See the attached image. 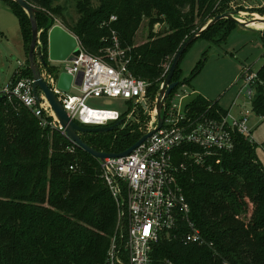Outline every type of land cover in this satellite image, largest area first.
Returning <instances> with one entry per match:
<instances>
[{"label": "trees", "instance_id": "1", "mask_svg": "<svg viewBox=\"0 0 264 264\" xmlns=\"http://www.w3.org/2000/svg\"><path fill=\"white\" fill-rule=\"evenodd\" d=\"M4 1L15 11L28 52V17L14 2ZM25 1L37 10V29L45 28L38 39L45 63L47 32L58 18L82 49L95 57H104L114 33L131 58L132 74L150 83L154 98L162 82V65L229 0H97L96 8L92 0H73L78 15L75 26L67 25L57 0ZM111 17L116 20L110 22ZM143 19L148 20V39L135 46ZM222 22H229V27L215 31ZM154 25H163L162 31L155 32ZM236 26L221 20L200 37L211 43L218 39L225 42ZM194 71L195 76L199 64ZM179 74L177 66L173 81L179 82ZM256 76V97L251 106L264 121V64ZM23 77H31L27 57L24 68L16 69L11 80ZM188 106L191 114L206 113L216 119L226 114L217 103L201 97ZM118 127L109 133L80 137L104 153L123 152L142 137L130 131L120 133ZM112 133L118 138L111 144ZM234 138L232 151L209 156L203 167L191 165L177 175L204 243L160 241L152 253V264H264V170L257 161L255 144L243 136ZM181 160L178 156L177 163ZM100 175L99 161L71 144L57 129L42 127L41 121L16 101L2 98L0 264H102L116 232L118 207Z\"/></svg>", "mask_w": 264, "mask_h": 264}, {"label": "built area", "instance_id": "2", "mask_svg": "<svg viewBox=\"0 0 264 264\" xmlns=\"http://www.w3.org/2000/svg\"><path fill=\"white\" fill-rule=\"evenodd\" d=\"M115 20V17L110 18V22ZM76 40L79 54L67 62L60 73L42 67L37 57L41 50L37 46L35 50L40 76L71 121L82 127H107L122 119L127 121L137 112L131 109L122 118L116 111L91 109L86 105L91 97L119 98L144 107L150 103L154 110L158 92L152 98L150 83L132 74L131 58L120 47L114 33L104 57L89 55ZM173 58L162 65L161 80ZM24 65L25 62H18L17 69H23ZM61 73L72 77L69 91L57 87ZM78 76L81 82L76 86L74 82ZM256 79V73L246 70L238 97L243 96L252 103ZM32 85V77L10 79L0 86V97L8 102L16 101L39 119L42 127L48 125L57 129L68 140L43 93L37 90L36 99ZM180 85L171 91L163 105V124L159 131L130 155L99 162L100 177L118 207L116 232L102 264H152V253L160 241L202 245L204 240L192 221L190 206L177 182V175L191 165L203 167L209 156L232 151L235 135L253 142L247 128L248 117L235 118L227 112L220 119L206 113L191 114L188 106L191 101L183 104L188 95L185 90L183 94L178 91ZM73 87H77V94L70 93ZM154 116V124L145 134L155 129ZM178 156L183 161L177 163Z\"/></svg>", "mask_w": 264, "mask_h": 264}, {"label": "rangeland", "instance_id": "3", "mask_svg": "<svg viewBox=\"0 0 264 264\" xmlns=\"http://www.w3.org/2000/svg\"><path fill=\"white\" fill-rule=\"evenodd\" d=\"M56 4L61 7L67 25L75 26L78 15L74 9V1L57 0ZM92 4V7L96 8L97 0H92ZM226 12H238L237 18L245 22L257 20L256 16L264 19V0H229L219 10L218 15ZM228 23L222 22L215 31L220 32L225 26L229 27ZM55 24H62L59 18L56 19ZM44 29L43 27L38 30V39L41 38ZM162 29L163 25H154L155 32H161ZM147 39L148 20L143 19L134 38V45L141 46L147 42ZM36 46L39 50L41 49L39 40ZM27 53L14 9L4 0H0V86L10 81L18 68V62L26 61ZM198 64L199 71L194 76V70ZM263 64L264 28L243 29L236 26L225 42L218 39L211 43L203 36L194 41L181 57L178 64L181 85L178 91L182 93L185 90L188 95L183 104L201 97L207 101L216 102L231 117H248L247 128L256 146V158L264 170V121L252 111L251 102L243 96L238 97L244 85L245 71L256 73ZM46 65L49 69L60 73L68 63L50 62L47 59ZM70 93L77 94V87H73ZM255 97L256 92L253 88V100ZM86 105L91 109L116 111L120 116H125L131 109H135L137 112L131 119L121 122L118 127L120 133L130 131L143 136L154 124L155 113L150 103L144 107L139 103L119 98L91 97L87 99ZM112 125L114 124L109 126ZM117 138V133L109 135L111 144L116 142Z\"/></svg>", "mask_w": 264, "mask_h": 264}, {"label": "water", "instance_id": "4", "mask_svg": "<svg viewBox=\"0 0 264 264\" xmlns=\"http://www.w3.org/2000/svg\"><path fill=\"white\" fill-rule=\"evenodd\" d=\"M14 2L18 7H20L28 17L30 22V29H31V40L28 48L27 53V62L31 72V77L33 79V94L36 99L37 97V90L41 91L46 98L53 114L58 121L60 127L64 130L65 136L69 142L75 145V147L79 148L92 158L96 159L99 162L107 158H122L130 155L134 150H136L139 146H141L144 142H146L150 137H152L157 131L162 128L163 124V117H162V110L163 105L170 95L171 91L175 89L177 86L180 85L178 81H173V75L178 66L182 55L187 50V48L199 38L203 32L208 30L210 27L214 26L217 22L221 20H228L243 29H251L254 28V24L257 23H264V19H254L248 22H244L237 18L239 15L238 12H226L220 15L215 16L210 21L203 24L200 28H198L194 33H192L181 45L180 49L174 55V58L171 62V65L168 69V72L165 78L162 80L156 102L154 112L156 115V127L155 129H151L146 134H144L136 143H134L131 147L127 150L120 152V153H104L100 151H96L86 143L81 140V134H102V133H109L114 131L118 126H120L122 121L116 122L112 126L108 127H82L71 121L64 109L62 108L60 102L51 92V88L48 87L45 82L43 81L42 77L40 76L39 66L36 59V45L38 41V29L36 24V12L37 10L29 5L25 0H11ZM79 50L77 48V40L76 38L68 33L65 29L60 26L52 27L48 32V51H47V59L50 62H71L74 57L78 56ZM38 60L42 67L46 68L47 65L42 57L41 53L37 54ZM81 82V76H78L75 79V85L79 86ZM72 83V77L67 75L66 73H61L58 77L57 87L63 91H69L70 86ZM2 100V97H0Z\"/></svg>", "mask_w": 264, "mask_h": 264}, {"label": "bare ground", "instance_id": "5", "mask_svg": "<svg viewBox=\"0 0 264 264\" xmlns=\"http://www.w3.org/2000/svg\"><path fill=\"white\" fill-rule=\"evenodd\" d=\"M256 18H257V19H261V18H258L257 16H256ZM244 22H245V21H244ZM253 27H254V28L262 29V28H264V23H257V24H254Z\"/></svg>", "mask_w": 264, "mask_h": 264}, {"label": "crops", "instance_id": "6", "mask_svg": "<svg viewBox=\"0 0 264 264\" xmlns=\"http://www.w3.org/2000/svg\"><path fill=\"white\" fill-rule=\"evenodd\" d=\"M55 26H60L62 27L60 24L59 25H55ZM63 29H65L64 27H62ZM66 30V29H65ZM67 31V30H66ZM68 33H70L69 31H67ZM71 34V33H70ZM209 102H212V101H209ZM216 103V102H215ZM219 106V105H218ZM220 107V106H219ZM221 108V107H220ZM222 109V108H221Z\"/></svg>", "mask_w": 264, "mask_h": 264}]
</instances>
